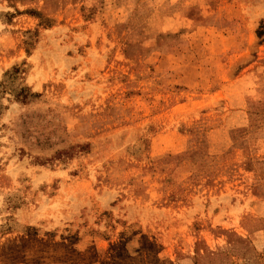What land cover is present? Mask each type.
Masks as SVG:
<instances>
[{"label": "rangeland", "instance_id": "1", "mask_svg": "<svg viewBox=\"0 0 264 264\" xmlns=\"http://www.w3.org/2000/svg\"><path fill=\"white\" fill-rule=\"evenodd\" d=\"M0 264H264V0H0Z\"/></svg>", "mask_w": 264, "mask_h": 264}]
</instances>
